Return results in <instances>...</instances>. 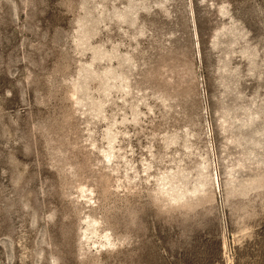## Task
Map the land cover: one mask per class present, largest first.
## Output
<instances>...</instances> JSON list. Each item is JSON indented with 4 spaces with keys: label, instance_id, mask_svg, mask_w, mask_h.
<instances>
[{
    "label": "rangeland",
    "instance_id": "1",
    "mask_svg": "<svg viewBox=\"0 0 264 264\" xmlns=\"http://www.w3.org/2000/svg\"><path fill=\"white\" fill-rule=\"evenodd\" d=\"M0 264H264V0H0Z\"/></svg>",
    "mask_w": 264,
    "mask_h": 264
}]
</instances>
